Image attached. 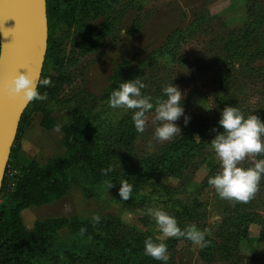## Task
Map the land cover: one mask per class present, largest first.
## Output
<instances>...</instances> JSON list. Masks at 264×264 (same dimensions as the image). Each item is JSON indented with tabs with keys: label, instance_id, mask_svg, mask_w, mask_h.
Masks as SVG:
<instances>
[{
	"label": "rangeland",
	"instance_id": "obj_1",
	"mask_svg": "<svg viewBox=\"0 0 264 264\" xmlns=\"http://www.w3.org/2000/svg\"><path fill=\"white\" fill-rule=\"evenodd\" d=\"M61 8L62 18L45 33L41 76L51 84L39 91L47 99L29 103L12 145L14 160L23 166L76 165L67 171L61 197L27 206L19 214L39 246L36 252L52 256L51 264H73L72 254L97 239L143 258L144 233L159 235L146 209L161 206L181 228L195 224L206 229L209 241L203 249L190 241L177 254L168 251L171 264H264V240L259 239L264 178L247 203L220 199L207 183L220 171L209 143L216 133L208 125L219 126L221 110L235 106L245 116L264 119V0H61ZM250 31L257 37L256 55L234 57ZM136 77L147 85L142 92L153 99L162 97V87L170 82L184 94L182 105L191 120L187 126L176 121L181 133L173 140H155L154 111L146 114L145 131L137 133L131 110L108 107L111 91ZM127 126L135 135L133 158L144 160V169L176 152L187 136L197 141L199 130L205 143L190 152L176 175H153L133 185L131 197L122 201L116 188L96 187L93 176H113L118 183L123 179L115 176L120 159L114 158V150ZM109 166L112 171L102 175L100 169ZM242 166H251V160L246 158ZM93 214L100 216L99 223H92ZM245 214L256 222L240 238L234 231ZM117 225L134 231L124 229L128 236L121 239Z\"/></svg>",
	"mask_w": 264,
	"mask_h": 264
},
{
	"label": "clouds",
	"instance_id": "obj_2",
	"mask_svg": "<svg viewBox=\"0 0 264 264\" xmlns=\"http://www.w3.org/2000/svg\"><path fill=\"white\" fill-rule=\"evenodd\" d=\"M0 34L5 36L3 32ZM50 84V78L37 81L28 71L18 70L6 79L0 80V94L19 98L24 102L43 101L47 99V95L40 92L39 87ZM146 87V83L139 77L119 83L109 95L108 107L131 110V120L137 133L145 131L148 122L146 114L154 111L152 124L155 140L171 141L181 133L176 121L182 119V123L187 126L191 120L182 105L184 94L177 85L170 82L162 87L163 96L153 99L142 92ZM218 125L222 131L216 132L213 128L212 131L216 134L209 143L218 158L220 171L210 176L207 183L220 199L247 203L255 196L261 179L264 178V121L252 113L245 116L235 106H225L220 112ZM59 130L57 126V131ZM257 156L261 158L257 159ZM246 158L251 160V166H242ZM111 171V166L100 169L102 175H107ZM106 184L108 189L115 186L111 180ZM132 192L133 185L122 179L117 189L120 200L127 201ZM146 212L154 218L159 235L155 238L151 236L145 238L143 241L145 256L160 261L161 264H167L169 255L165 240L168 238H185L198 245L200 249L207 247L209 241L205 239L206 229L201 230L195 224L186 225L182 229L176 218L161 206L148 207ZM100 219L98 214L91 217L92 223H99ZM79 231L83 235L86 229L81 227Z\"/></svg>",
	"mask_w": 264,
	"mask_h": 264
},
{
	"label": "trees",
	"instance_id": "obj_3",
	"mask_svg": "<svg viewBox=\"0 0 264 264\" xmlns=\"http://www.w3.org/2000/svg\"><path fill=\"white\" fill-rule=\"evenodd\" d=\"M45 10L46 29L49 34L54 25L63 16L61 0H45ZM246 36L247 37L243 40V47L237 49L234 53V57H239L243 53H249L250 56H252V54L256 55L253 53V45L257 37L251 31L248 32ZM171 43L172 38L169 39L168 46L171 45ZM166 48L161 49V55L165 54ZM174 57L176 56L173 54L172 59ZM184 60L185 58H181V61ZM41 79L42 76L40 80ZM22 119L23 114L17 132L21 127ZM261 121H264V119ZM208 126L210 128H215L217 132L222 131V129L215 124ZM197 135V141L191 136H187L183 139L181 146V142H179L178 146L175 147L176 152L172 151L171 154L165 156V158H157L152 168L144 169L142 166L145 165L146 162L141 160L138 163V160L135 161L133 158L135 135L133 129L127 126V129L117 137L115 143L117 147L114 150V158L118 157L120 159V167L115 176L122 174L121 178L127 180L134 185V187H138L139 184L148 181L153 175L156 176L164 172H168L169 175H176L181 167H183V161L188 158L190 152L198 147L201 148V145L205 143V140H202L205 135L204 132L199 130ZM176 144L177 143L174 145ZM8 164L19 171V176L13 188H8L4 181L0 190V199H4V203L0 204V264H51L53 263L52 256L45 255L40 251L39 253L36 252L35 249H38L39 246L24 230L19 214L27 206L47 204L61 197L67 188V171L70 168L75 169V162H50L44 169H37L35 166H23L14 160L11 148ZM141 171L142 173L140 174ZM96 176V174L93 176V179L98 180L96 187L99 188L103 184L107 186L106 182L111 180L112 184L115 185L113 188H119V183L113 180V176L107 179L102 176ZM141 177L145 178L142 179ZM255 222L254 217L245 214L236 225L234 232H236L240 238H245L250 225H254ZM124 229L131 232L133 230L117 225L115 228L117 237L123 239L128 236V232H124ZM149 236H151V234L144 233V240ZM259 239L264 240L263 230L260 232ZM186 242L190 241L185 238H170L165 241L168 245V251L172 255L177 254L178 250H180L182 245ZM72 255L73 264H161L160 261H156L149 256H144L142 258L138 256L136 251L119 250L118 247L111 246L109 243L100 242L97 239H92L89 246H85ZM167 264H171V262L168 261Z\"/></svg>",
	"mask_w": 264,
	"mask_h": 264
},
{
	"label": "water",
	"instance_id": "obj_4",
	"mask_svg": "<svg viewBox=\"0 0 264 264\" xmlns=\"http://www.w3.org/2000/svg\"><path fill=\"white\" fill-rule=\"evenodd\" d=\"M42 19L46 33L45 0ZM32 23L31 0H0V80L16 71H28L39 81L45 49L35 52L30 38ZM46 39V35H45ZM30 102L0 94V190L21 116Z\"/></svg>",
	"mask_w": 264,
	"mask_h": 264
},
{
	"label": "bare ground",
	"instance_id": "obj_5",
	"mask_svg": "<svg viewBox=\"0 0 264 264\" xmlns=\"http://www.w3.org/2000/svg\"><path fill=\"white\" fill-rule=\"evenodd\" d=\"M32 23L30 38L36 53L41 54L44 50L45 27L42 19V0H31Z\"/></svg>",
	"mask_w": 264,
	"mask_h": 264
},
{
	"label": "built area",
	"instance_id": "obj_6",
	"mask_svg": "<svg viewBox=\"0 0 264 264\" xmlns=\"http://www.w3.org/2000/svg\"><path fill=\"white\" fill-rule=\"evenodd\" d=\"M19 176V171L12 167L11 165L7 164L3 182L7 184L8 188H13L15 185V181H17V177Z\"/></svg>",
	"mask_w": 264,
	"mask_h": 264
}]
</instances>
